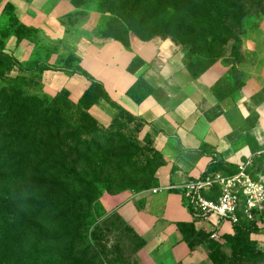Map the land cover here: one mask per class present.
I'll use <instances>...</instances> for the list:
<instances>
[{"label": "rangeland", "instance_id": "rangeland-1", "mask_svg": "<svg viewBox=\"0 0 264 264\" xmlns=\"http://www.w3.org/2000/svg\"><path fill=\"white\" fill-rule=\"evenodd\" d=\"M65 1L63 25L72 34L167 38L200 67L225 60L236 81L263 56L264 0ZM7 17L0 19V264H138L105 225L102 199L150 188L157 156L137 121L124 116L84 132L75 107L35 93L23 75L43 59V46L16 63ZM247 172L264 183V153Z\"/></svg>", "mask_w": 264, "mask_h": 264}, {"label": "crops", "instance_id": "crops-1", "mask_svg": "<svg viewBox=\"0 0 264 264\" xmlns=\"http://www.w3.org/2000/svg\"><path fill=\"white\" fill-rule=\"evenodd\" d=\"M7 3L43 46L38 68L31 67L23 75L34 92L49 100L66 93L67 103L77 105L89 86L83 73L87 74L140 124L141 140H148L147 147L158 157L150 188L102 199L107 215H118L143 240L136 262L210 264L209 242L190 251L177 224L191 223L196 231L207 234L211 223H219L222 238L232 235L234 226L215 217L211 223L194 225L183 186L208 176L205 172L211 162L221 166L218 172L232 174L239 162L264 150V51L259 64L245 70L243 85L218 100L211 87L219 78L226 77L233 86L240 81L230 76L225 60L213 62L193 77L183 64V53L170 39L131 37L123 43L95 39L87 30L72 34L63 25L62 17L71 11L65 0H0V17ZM33 54L35 44L23 39L13 45L10 56L24 65ZM133 58L142 62L134 73L128 71ZM139 77L152 93L137 104L127 91ZM87 113L98 127L107 128L117 110L100 99ZM250 239L264 251V230L252 233ZM219 246L229 254L225 241Z\"/></svg>", "mask_w": 264, "mask_h": 264}, {"label": "trees", "instance_id": "trees-1", "mask_svg": "<svg viewBox=\"0 0 264 264\" xmlns=\"http://www.w3.org/2000/svg\"><path fill=\"white\" fill-rule=\"evenodd\" d=\"M7 14V28L11 30V35L17 41L26 39L34 44H36L38 41L40 43L39 38L33 30L28 29L19 23L18 19L14 15L13 6L8 3L4 6L3 14L1 15L0 19ZM0 35H6L5 29H0ZM199 62L200 61L193 56L189 54H183V64L193 77L198 76L203 70L210 66V64H208L200 67L198 66ZM141 65L142 62L139 59L133 58L128 67V71L134 73ZM31 67L32 66H30V68ZM35 67H37V65ZM30 68L28 71H30ZM53 69L56 70L55 68ZM83 75L89 81V86L82 94L78 104L71 105L67 103L65 100L66 93H62L61 99H63L65 103L75 107L78 110L80 128L84 132L90 133L93 132L94 129L99 128L96 121L87 113V110L92 105L96 104L100 99L106 100L111 105V107L117 110V114L112 123H122L121 121L124 116L131 121H135L133 117L128 115L121 107L108 98L101 84L92 80L87 74L83 73ZM242 85V80L233 86L229 83L226 77H222L219 78L211 87V92L218 100H223L235 93ZM151 93L152 89L144 82L142 78L139 77L134 85L128 89L127 96L135 103L139 104ZM139 130L140 124L137 128V131ZM145 143L149 144L148 140H145ZM149 150L153 153L151 148H149ZM220 170H222V168L219 164L211 162L207 167L205 176ZM104 223L109 229L114 230V232L118 234V242L121 248L133 261H136L135 255L143 248V240L137 236V234H135L134 231L116 214L107 216ZM177 228L190 251H193L200 244L209 242L207 257L210 261V264H264V251L258 248L256 241L250 239V235L252 233L258 232L255 222H245L242 220L239 225H235L233 227L232 235L223 236V240L228 244L229 254H225L221 250L219 244L208 240L207 234L196 231L191 223H178Z\"/></svg>", "mask_w": 264, "mask_h": 264}, {"label": "built area", "instance_id": "built-area-1", "mask_svg": "<svg viewBox=\"0 0 264 264\" xmlns=\"http://www.w3.org/2000/svg\"><path fill=\"white\" fill-rule=\"evenodd\" d=\"M262 153L264 150L239 162L232 174L215 172L183 186L194 225L211 223L210 218L215 217L233 226L239 225L242 219L255 222L258 231L264 230V183L251 178L247 172L253 160ZM211 224L208 240L223 244L219 223Z\"/></svg>", "mask_w": 264, "mask_h": 264}]
</instances>
